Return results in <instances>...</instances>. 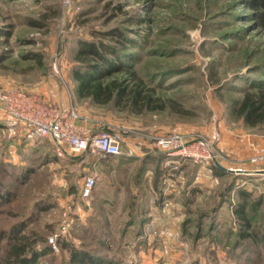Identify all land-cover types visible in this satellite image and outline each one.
Listing matches in <instances>:
<instances>
[{
	"label": "rangeland",
	"instance_id": "374dc122",
	"mask_svg": "<svg viewBox=\"0 0 264 264\" xmlns=\"http://www.w3.org/2000/svg\"><path fill=\"white\" fill-rule=\"evenodd\" d=\"M250 1L0 0V89L64 87L122 148L75 155L0 129V264L15 234L28 236L26 256L38 251L31 264H264V176L218 165L242 169L248 138L264 143V123L247 124L236 104L264 92V8ZM82 41L120 65L103 83L142 87L151 108L77 95L73 70L99 62L77 59ZM177 134L204 139L218 162L166 159L155 141Z\"/></svg>",
	"mask_w": 264,
	"mask_h": 264
},
{
	"label": "built area",
	"instance_id": "2783aa9c",
	"mask_svg": "<svg viewBox=\"0 0 264 264\" xmlns=\"http://www.w3.org/2000/svg\"><path fill=\"white\" fill-rule=\"evenodd\" d=\"M67 6L70 0H67ZM53 73L60 74L57 60L53 63ZM51 97L47 100L40 92L29 90L24 86L0 89V119H13L29 131L43 138L50 139L57 145L68 147L75 155L117 156L122 154L120 138L110 131H97L88 118L81 116L73 104H62L53 98L55 90L49 88ZM216 139V136H214ZM155 145L168 158L193 160L208 164L217 163L216 153L210 145L200 137L188 138L182 135L158 137ZM264 159V153L254 156L251 161L258 164ZM230 170V169H229ZM238 174L262 173L263 170L237 169ZM97 182L96 173L85 176L81 196L89 199ZM52 247L57 250L56 239L50 238Z\"/></svg>",
	"mask_w": 264,
	"mask_h": 264
},
{
	"label": "trees",
	"instance_id": "16d2710c",
	"mask_svg": "<svg viewBox=\"0 0 264 264\" xmlns=\"http://www.w3.org/2000/svg\"><path fill=\"white\" fill-rule=\"evenodd\" d=\"M250 4L257 8H264V0H251ZM260 24L264 28V9L258 15ZM77 59L85 62L86 56H94L99 62L84 64L85 67L76 68L73 70V77L77 81L76 91L79 96H88L96 102L107 103L115 101L119 104L126 96V103L130 106H139L140 110L151 108V97L143 94L142 87H125L121 82L112 81L103 83L102 77L109 74L110 71L117 70L120 65L113 59L107 57L105 52L98 48L93 42L82 41L76 54ZM109 71V72H108ZM237 112L244 118V121L249 125L264 123V92H244L243 97L236 102ZM220 168V167H219ZM221 169V168H220ZM224 171L223 169H221ZM225 172V171H224ZM245 201L238 203L235 212L239 218L246 217ZM249 228V222L243 221ZM246 234V232H243ZM14 243L6 256V264H31L38 255L37 250H32L33 256H26L27 245L29 244L26 234H15L13 236ZM86 257V255H85ZM85 261L84 256L80 258ZM93 263H97L92 261ZM105 264V263H104ZM114 264V263H106Z\"/></svg>",
	"mask_w": 264,
	"mask_h": 264
},
{
	"label": "crops",
	"instance_id": "0c3cea01",
	"mask_svg": "<svg viewBox=\"0 0 264 264\" xmlns=\"http://www.w3.org/2000/svg\"><path fill=\"white\" fill-rule=\"evenodd\" d=\"M21 86H24V87L28 88L29 90L42 93L46 100L49 97H51V95L48 92L49 88H53L55 90V93L53 95L54 99H56L58 102H60L62 104H73V105H75L78 108L81 116L88 118V120H90L93 123V119L91 117L87 116L85 113H83L79 109V107L72 101L71 95L67 94L64 87H58L57 84L56 85L50 84L49 86H46V87L45 86L41 87V86H36V85L35 86L21 85ZM9 88H12V87H9ZM5 125L11 131H15V130L19 131L20 130V133L25 137L26 131L22 127V125L19 124L18 122L14 121L13 119H8V118L4 117V118L0 119V129H2ZM22 139H24V138H22ZM256 140H258V139H256ZM248 142L250 143L251 147L248 148V150L246 152H243V154H245V156H247V162H244V164H243L244 168L245 169L261 170V171L263 170V172L262 173L261 172L260 173H253V174H241V175L242 176H251V177L252 176H264V159L262 161H260L258 164H254L253 162H251V159L254 156H256L260 153H264V143H261V142L257 143V142H255V138L251 139V137L248 138ZM160 153H162V155L165 156L166 159H168V156L164 153V151L160 150ZM138 155L142 157L143 153L138 154ZM117 156H119V155H117Z\"/></svg>",
	"mask_w": 264,
	"mask_h": 264
},
{
	"label": "water",
	"instance_id": "95a60500",
	"mask_svg": "<svg viewBox=\"0 0 264 264\" xmlns=\"http://www.w3.org/2000/svg\"><path fill=\"white\" fill-rule=\"evenodd\" d=\"M219 165V167L221 168V169H223L224 171H226V172H231L232 170H229L228 168H226V167H224L223 165H221V164H218Z\"/></svg>",
	"mask_w": 264,
	"mask_h": 264
}]
</instances>
